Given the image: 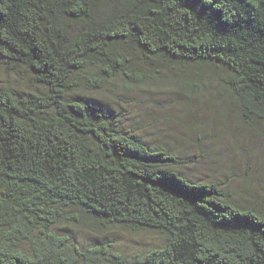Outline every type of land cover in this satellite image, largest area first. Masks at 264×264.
<instances>
[{
	"label": "trees",
	"instance_id": "16d2710c",
	"mask_svg": "<svg viewBox=\"0 0 264 264\" xmlns=\"http://www.w3.org/2000/svg\"><path fill=\"white\" fill-rule=\"evenodd\" d=\"M155 59L220 68L243 119L264 125V0H0V68L32 84L0 89V264H264L256 201L190 180L192 159L101 98L144 86ZM84 214L166 240L84 246L60 228Z\"/></svg>",
	"mask_w": 264,
	"mask_h": 264
},
{
	"label": "rangeland",
	"instance_id": "374dc122",
	"mask_svg": "<svg viewBox=\"0 0 264 264\" xmlns=\"http://www.w3.org/2000/svg\"><path fill=\"white\" fill-rule=\"evenodd\" d=\"M127 57L136 67L145 61L138 51H130ZM219 69L155 59L146 71L141 69L148 73L144 86L129 89L124 81L114 82L112 91L101 98L148 142H165L171 151L192 159L194 164L187 162L179 168L190 180L225 181L235 201L247 206L256 201L264 214V125L243 119L237 104L219 86ZM4 88L24 93L32 84L25 72L0 68V89ZM60 228L84 246L110 242L115 250L131 255L159 247L166 240L155 230L104 227L86 214L80 223Z\"/></svg>",
	"mask_w": 264,
	"mask_h": 264
}]
</instances>
